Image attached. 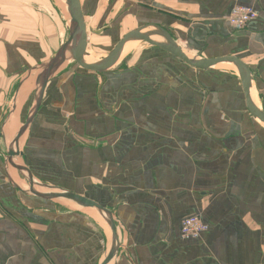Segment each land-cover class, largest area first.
I'll return each instance as SVG.
<instances>
[{
  "label": "crops",
  "instance_id": "0c3cea01",
  "mask_svg": "<svg viewBox=\"0 0 264 264\" xmlns=\"http://www.w3.org/2000/svg\"><path fill=\"white\" fill-rule=\"evenodd\" d=\"M80 1L86 27L109 41L155 25L192 55L239 59L264 112V0ZM236 5L257 12L241 30L226 21ZM57 15L47 0H0V127L23 70L65 40ZM137 45L108 74H54L23 146L26 167L113 212L125 241L117 264H264V126L248 114L239 78L228 63L196 70ZM23 99L6 142L25 119ZM3 154L0 135V264H97L95 225L13 188ZM188 216L207 226L194 240L180 236Z\"/></svg>",
  "mask_w": 264,
  "mask_h": 264
},
{
  "label": "water",
  "instance_id": "95a60500",
  "mask_svg": "<svg viewBox=\"0 0 264 264\" xmlns=\"http://www.w3.org/2000/svg\"><path fill=\"white\" fill-rule=\"evenodd\" d=\"M60 1L69 17L67 38L52 57L40 62L34 67L23 70V75L19 79L18 87L13 94L8 112L0 127V135L3 139L4 146L3 169L9 184L28 197L39 198L57 206L88 209L96 216H99L108 228V239L103 252L97 260V264H117L120 250L125 247V241L121 242L120 240V231L124 229L113 212L85 196L54 185L42 183L34 177L22 160L23 145L27 141L31 123L42 104L46 86L54 74L66 63H73L86 72L101 75L108 74L112 72L114 66L120 59L125 45L132 41H139L170 54L177 60L196 70H208L218 64L228 63L239 78L245 100V108L248 114L264 126V112L256 106L251 99L250 87L252 73L246 64L233 56L205 59L198 55H192L173 40L165 28L155 25L139 27L122 34L104 57L96 58V60H88L90 53L87 52V27L81 9V1ZM101 32L102 31L99 30L94 33L99 34ZM151 36H157L160 40L155 41L151 39ZM32 73H36L37 76L33 84L32 99L27 109L25 119L23 123L20 124L11 140L6 142L4 135L5 125L14 115L21 100L19 96L20 90ZM10 167L17 171L19 178L22 180L21 183H17L13 180Z\"/></svg>",
  "mask_w": 264,
  "mask_h": 264
},
{
  "label": "rangeland",
  "instance_id": "374dc122",
  "mask_svg": "<svg viewBox=\"0 0 264 264\" xmlns=\"http://www.w3.org/2000/svg\"><path fill=\"white\" fill-rule=\"evenodd\" d=\"M47 1L50 2L51 6L54 8V11H56L58 13L59 16L58 15L57 16L64 19L63 20V23L65 24L66 30H67L68 29L69 17H68L67 11L65 10L64 6L61 4V1L60 0H47ZM67 35L68 34H67V31H66L65 40L67 38ZM99 36H100V34L99 35H96L94 33V31H92V30L89 29V27L87 28V37H88L87 52L90 53L89 58L92 59V60H96V58H102V57H104L107 54V52L112 48V45H114L115 42L118 41V39L121 37V36H118V37L116 36L115 38H112L109 41V39H104V38L99 37ZM65 40H63V42ZM131 43L134 44V48H133V50H134V49H136V46H138L137 44L139 43V41H132ZM125 54H128V53H125V52L121 53L120 59L118 60V62L114 66V69L113 70H115V68L117 66L121 67V65L125 61V57H123V56H125ZM118 64H120V65H118ZM124 65L125 64H123V66ZM73 66L77 67L73 63H66L61 68L62 69L67 68L68 69V68H71ZM231 69L234 72V69L232 67H231ZM36 76H37L36 73L30 74V78L33 79L32 80L33 81V84H34V81H35ZM15 90H16V88H15ZM29 90H31V91L29 93L27 92L28 94L26 93V96L23 99V100H25L24 101V106L22 108L23 118L25 117L24 115H26L27 109H28V107L30 105V102H31V99H32L33 86ZM12 95H13V93H12ZM12 95H11V98L9 100V103L12 101V97H13ZM7 112H8V110H7ZM3 156H4V154H3ZM22 160H23L24 165L27 166V164L25 163V160H24L23 157H22ZM10 169L14 170V173L16 174V177L18 178L17 179V182L18 183H21L22 180H21V178H19L17 171L15 169L11 168V167H10ZM60 207L62 209L65 208V210L68 211V212H74L76 214L81 215V218L83 219L84 222H90V223H92V224L95 225V227L97 229L98 243H99L98 254L100 256V254L103 252V250L105 248V245H106V242H107V239H108V229H106L107 227L105 226V224L102 221V219L99 216H96L95 214H93L88 209H82V208H77V207H74V208L73 207L72 208H68V207H62V206H60ZM120 232H122V231H120Z\"/></svg>",
  "mask_w": 264,
  "mask_h": 264
},
{
  "label": "built area",
  "instance_id": "2783aa9c",
  "mask_svg": "<svg viewBox=\"0 0 264 264\" xmlns=\"http://www.w3.org/2000/svg\"><path fill=\"white\" fill-rule=\"evenodd\" d=\"M257 16V12L250 6H234L226 21L234 30H241L247 23ZM207 229V226L196 216H188L180 221V236L182 239H197Z\"/></svg>",
  "mask_w": 264,
  "mask_h": 264
},
{
  "label": "bare ground",
  "instance_id": "6f19581e",
  "mask_svg": "<svg viewBox=\"0 0 264 264\" xmlns=\"http://www.w3.org/2000/svg\"><path fill=\"white\" fill-rule=\"evenodd\" d=\"M151 39H153V40H155V41H159L160 40V38H158L157 36H151ZM134 48V44L133 43H127L126 45H125V47H124V49H123V52H125V53H128L130 50H132ZM122 52V53H123ZM88 60H92V59H90V58H88ZM231 66V65H230ZM24 93V92H23ZM20 97H21V100L23 99V94H21L20 95ZM21 100H20V102H21ZM19 102V103H20ZM13 123V122H12ZM106 226V225H105ZM106 229H108V228H106Z\"/></svg>",
  "mask_w": 264,
  "mask_h": 264
}]
</instances>
